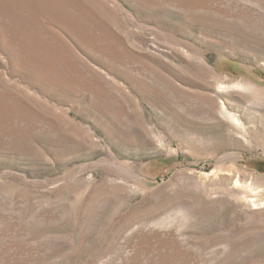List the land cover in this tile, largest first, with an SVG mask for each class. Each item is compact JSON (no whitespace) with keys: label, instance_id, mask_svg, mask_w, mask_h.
<instances>
[{"label":"rangeland","instance_id":"1","mask_svg":"<svg viewBox=\"0 0 264 264\" xmlns=\"http://www.w3.org/2000/svg\"><path fill=\"white\" fill-rule=\"evenodd\" d=\"M0 264H264V0H0Z\"/></svg>","mask_w":264,"mask_h":264}]
</instances>
